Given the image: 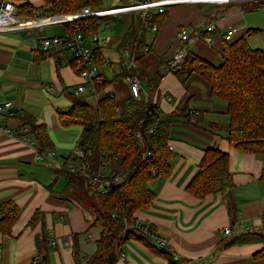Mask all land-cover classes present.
I'll return each instance as SVG.
<instances>
[{"label":"crops","instance_id":"crops-1","mask_svg":"<svg viewBox=\"0 0 264 264\" xmlns=\"http://www.w3.org/2000/svg\"><path fill=\"white\" fill-rule=\"evenodd\" d=\"M29 2L34 6L35 0ZM247 4L257 3L217 5L189 2L166 7V18L158 29H145L144 47L148 52H141L144 55L141 62L146 69H151L157 58L163 56L165 61L160 69L165 71L172 54L182 48L187 54L212 65L219 62V65L223 61L225 44L222 34L227 28H236L233 41L253 30L257 33L247 38V42L251 38L264 39V3L256 9H249ZM43 5L44 0H40V5L34 7ZM133 19L134 16L129 25ZM201 21H204V27L199 25ZM210 23H214L215 30L207 33L205 28ZM181 28L190 34L187 43L176 39ZM53 36L59 35H47L46 28L42 32L0 34V105L11 101L12 109L17 113L32 115L37 124L45 126L52 152L57 155L56 148L63 155H58L56 160L42 158L31 136H26L27 131L23 133L20 120L11 116L15 114L0 116V126L9 129L8 134L0 132V205L13 201L19 208L11 235H0V264H39L35 237L43 229L57 241L54 247L47 243L49 264H76L72 253L75 234L78 235L80 261L84 264L95 252L101 231L93 223V212L63 192L66 180L62 173H56L67 170V165L72 163L70 158L75 155L71 156V153L77 148L81 133L80 127L77 133L71 132L72 126L61 127L56 110L71 106L72 92L81 80L70 64L72 57L67 52L59 66L55 54L39 62L33 61L40 39ZM111 41L114 45L116 40L109 38L108 44L102 47L101 53L108 65L100 70V74L112 82L105 92L116 99L119 94L128 92V85L121 77L120 52L112 49ZM86 43L90 45V35L86 37ZM104 50L111 51H108L111 60L106 58ZM119 80L122 84L115 86ZM141 86L144 90L142 82ZM152 101L157 102L164 113L186 106L192 112L203 114L204 122L197 126L185 121L172 125L168 145L175 157L169 162L171 175L149 183L154 201L149 209L134 213L137 224L152 227L154 231L149 238L157 245L162 242L183 264H264V260L254 258L256 252L264 249V155L242 153L228 145L224 105L211 98L209 86L197 75H191L182 86L173 74L165 73L152 94ZM210 123L217 124L219 130L210 128ZM207 148L229 156L233 189L199 200L186 192V186L197 173L203 151ZM228 203L236 210L234 222L228 213ZM36 211L43 213V223L38 220L29 226L28 222ZM225 228H230L229 236H225ZM245 234L252 239L228 245ZM122 254L126 259L115 264L167 263L154 248L139 241H128Z\"/></svg>","mask_w":264,"mask_h":264},{"label":"trees","instance_id":"trees-1","mask_svg":"<svg viewBox=\"0 0 264 264\" xmlns=\"http://www.w3.org/2000/svg\"><path fill=\"white\" fill-rule=\"evenodd\" d=\"M260 5L262 3L246 6L249 9H256ZM87 7L96 11L103 10L101 0H44L43 6L31 8L33 13H42L45 17H50L76 14ZM28 8L30 6L24 7V10ZM104 18L106 17L85 19L83 21L86 25L85 34L97 32ZM165 18V13L153 17L158 27ZM255 33H257L255 30L248 31L235 41L225 42L223 61L217 66L195 55L187 54L183 66L172 74L182 86L193 74L209 86L211 98L224 105L223 114L227 117L226 141L231 148L246 154L264 155V50L252 49L247 42V38ZM144 34L142 21L138 15H135L126 33L122 38L115 39L114 44H118L116 49L118 52H126L134 56L137 64L135 73L146 86V95H142L140 100L127 97L124 107L119 109L114 96L105 92L112 82L104 79L101 74L103 81L97 87L99 97L95 103L89 102L87 96H75L72 93L71 106L56 110L61 127L81 128L77 147L86 146L91 154L86 159L85 169L78 166L77 158L74 156L70 158L72 163L67 165V170L61 169L56 172L62 173L66 180L63 192L72 195L93 212V223L101 228L95 252L84 264H115L122 254L123 246L130 240L154 248L166 259V264H183V261L168 249L170 254L161 251V246L149 238L153 234V228L137 224L134 213L151 207L154 194L148 189L149 183L171 175L169 162L175 157L168 145L172 125L185 121L197 126L204 122L203 114L192 112L186 106L176 107L171 113H164L157 102L153 103L152 94L165 74L164 68L160 69L165 60L161 56L157 58L151 69H146L141 62L144 57L141 53V49L145 46ZM101 51L102 48H94L91 51L99 70L108 65ZM54 54L59 66L63 61L64 51L43 52L39 48L33 53V61L39 62ZM70 64L75 71L76 61L71 60ZM168 64L169 61L165 66L167 67ZM119 66L123 79L124 74L120 64ZM11 116L20 120L21 129L27 131L26 136H31L39 155L47 156L52 152L45 126L37 124L34 117L26 112ZM209 127L219 130L217 124L210 123ZM20 136L24 137V135ZM104 165L109 169V173L104 179L105 192H100L98 187L91 185L90 178ZM115 175L122 178L120 182L114 181ZM232 189L229 156L215 149H205L198 171L186 186V192L196 199L203 200L208 195L228 192ZM227 208L234 222L235 207L228 203ZM18 213L19 208L13 201L0 205L1 236L11 235V227ZM114 215L117 216L116 220L112 217ZM123 219L126 221L124 222ZM38 220L43 223L44 215L36 211L28 225L32 226ZM248 236V234L240 235L228 245L251 240L252 237ZM77 238V234L73 235L72 253L75 263L82 264ZM47 243V234L43 229L35 237L39 264H49ZM254 258L264 260V249L256 252Z\"/></svg>","mask_w":264,"mask_h":264},{"label":"built area","instance_id":"built-area-1","mask_svg":"<svg viewBox=\"0 0 264 264\" xmlns=\"http://www.w3.org/2000/svg\"><path fill=\"white\" fill-rule=\"evenodd\" d=\"M54 1V0H50ZM189 2H203L206 4L228 5L242 2L264 3V0H159V1H137L132 0L131 4L115 7L109 10L96 11L90 8H83L76 14L63 15V16H50L45 17L42 13H33L34 7L29 0H0V34L4 33H18L22 31L30 32L38 30L42 32L46 27L52 25H64L65 35L43 37L39 41V48L43 52H47L51 49L67 52L71 55L72 60L76 61L75 72L80 78L81 82L77 84L73 90L75 96H87L92 98L95 103L98 100L99 93L97 87L102 84V78L100 70L95 64L91 51L94 48H102L107 45L109 38H103L100 35L99 30L97 32L88 34L90 35V45L86 43V37L84 29L86 25L83 23L85 19L93 17H111L120 14L137 12L140 17L144 28L156 31L158 29L157 22L153 19L155 16H161L165 13L166 7L178 3ZM30 6V8L24 10V7ZM32 7V8H31ZM215 30L214 23H210L206 26L205 32L211 33ZM236 28L229 27L222 34L224 42L230 43L233 41V37L236 34ZM190 34L187 29L181 28L177 34L176 39L180 43H187L190 40ZM199 37H197L198 39ZM196 39V38H195ZM142 53H147V48L141 49ZM187 52L179 48L171 56L169 64L167 65L164 73L172 74L174 71L181 68L184 64ZM120 65L124 74L123 81L128 85L130 96L135 100H140L142 95H146L141 86V81L135 73L137 64L133 55L126 52L119 53ZM49 91H51L49 89ZM13 108V102H5L0 105V116L7 115ZM23 129V133H25ZM0 132L8 134L9 129L0 126ZM24 140H29L27 137H22ZM30 141V140H29ZM74 155L77 158L78 166L85 169L87 167L86 159L91 155L87 147H77L74 151ZM42 158H49L56 160L57 156L51 152L47 156L42 155ZM109 170L104 165L97 174L90 178L92 186L98 187L100 192H105L106 183L104 179L107 177ZM121 177L119 175L114 176L115 182H120ZM114 220L117 216H112ZM125 222L126 220L123 219ZM146 229L143 230L145 232ZM225 236L230 235V228L224 229ZM48 244L54 247L57 241L50 235H47ZM158 245L164 247L162 242H158ZM126 258L123 254L120 255L119 260L124 261Z\"/></svg>","mask_w":264,"mask_h":264},{"label":"rangeland","instance_id":"rangeland-1","mask_svg":"<svg viewBox=\"0 0 264 264\" xmlns=\"http://www.w3.org/2000/svg\"><path fill=\"white\" fill-rule=\"evenodd\" d=\"M131 4V0H101V9L103 10H109L115 7H120L123 5H128ZM40 5V0H35L34 2V6H39ZM137 12H130V13H125V14H120L117 16H111V17H107L104 18L100 28H99V32L100 35L103 38H115V39H120L123 37V35L126 33L128 26H129V22L131 20V17L137 15ZM63 15H72V14H60V15H56V16H63ZM200 26L204 27V21L199 24ZM24 34L26 33L25 31H23ZM31 32H35V30L31 31ZM46 34L47 35H65V27L64 25H52V26H48L46 27ZM250 47L253 49V47H257V48H261L262 50H264V39L263 38H251L248 40ZM117 43L116 44H112V49L116 50L117 49ZM109 50H104V53L106 54V58L110 59L112 58V56L110 55L111 51ZM149 58H153V56L149 55ZM219 62H214L213 64L216 66L218 65ZM116 84H122V81L119 80L117 83H115L114 85L116 86ZM144 88V92L147 93V88L146 86H143ZM130 97V92L128 90V92L126 91L124 94H119L116 98V103L119 107V109H122L125 105V98ZM89 102H93L92 98H89ZM72 133H77L78 131L80 132L79 128L76 126H72ZM55 149V152L57 153L56 156L58 155H62L60 153H58V151ZM74 150L71 153V156H74ZM59 151H63V150H59ZM63 156V155H62ZM67 157V156H66ZM51 165V164H50ZM61 176H63V174H61ZM64 177V176H63ZM55 178V177H54ZM63 180L62 178H60V181Z\"/></svg>","mask_w":264,"mask_h":264},{"label":"water","instance_id":"water-1","mask_svg":"<svg viewBox=\"0 0 264 264\" xmlns=\"http://www.w3.org/2000/svg\"><path fill=\"white\" fill-rule=\"evenodd\" d=\"M16 113H17V110H15V109H12V110L9 111V114H16ZM160 249H161V251L170 254V252L167 250L166 247H160ZM43 260H44V258H43Z\"/></svg>","mask_w":264,"mask_h":264}]
</instances>
